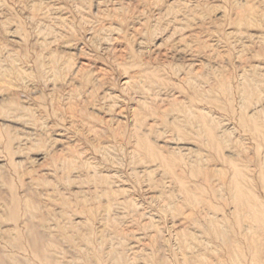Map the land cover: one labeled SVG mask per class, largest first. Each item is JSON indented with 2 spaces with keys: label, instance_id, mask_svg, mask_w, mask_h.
Listing matches in <instances>:
<instances>
[{
  "label": "rangeland",
  "instance_id": "1",
  "mask_svg": "<svg viewBox=\"0 0 264 264\" xmlns=\"http://www.w3.org/2000/svg\"><path fill=\"white\" fill-rule=\"evenodd\" d=\"M0 264H264V0H0Z\"/></svg>",
  "mask_w": 264,
  "mask_h": 264
}]
</instances>
